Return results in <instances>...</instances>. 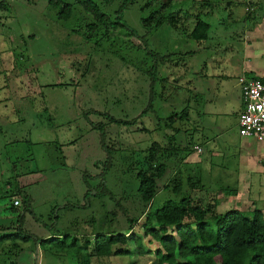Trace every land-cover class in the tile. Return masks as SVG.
<instances>
[{
	"label": "rangeland",
	"instance_id": "rangeland-1",
	"mask_svg": "<svg viewBox=\"0 0 264 264\" xmlns=\"http://www.w3.org/2000/svg\"><path fill=\"white\" fill-rule=\"evenodd\" d=\"M60 1L72 4L65 13ZM92 1L107 21L119 17L137 37L121 28L107 33L76 0H0V237L18 225L32 236L27 243L0 244V264H89L88 254L90 264H159V242L146 234L145 217H139L145 208L138 174L152 165L155 170L169 150L181 158L192 150L163 138L182 125V106L189 107L187 101L177 104L173 90L163 94L174 74L169 66L181 71L177 75L191 95L192 86L212 71L215 54L229 59L242 49L243 27L227 19L217 20L221 35L214 40L187 39L184 33L197 22L193 0ZM185 11H191L189 17ZM172 13L176 26L168 23ZM160 17L166 21L156 27ZM227 62L218 64L221 75L238 67L235 58ZM174 114L178 122L171 121ZM110 118L138 121L121 126ZM234 132L236 147L217 140L207 148L224 157L205 155L201 164H179L176 182L213 213L264 214V174L257 168L264 164L256 153L251 152L256 168L245 177L247 198L234 197L243 174L234 160L243 137ZM249 140L255 149L256 141ZM154 143L160 150L153 158L157 162L150 163ZM108 149L111 168L104 170ZM175 165L158 181L161 187ZM172 196L171 189L157 194L152 211ZM121 233H129L125 245L114 246L108 257L95 256L96 236Z\"/></svg>",
	"mask_w": 264,
	"mask_h": 264
},
{
	"label": "trees",
	"instance_id": "trees-1",
	"mask_svg": "<svg viewBox=\"0 0 264 264\" xmlns=\"http://www.w3.org/2000/svg\"><path fill=\"white\" fill-rule=\"evenodd\" d=\"M53 1L50 0V3H54ZM76 2L96 19L95 25H99L101 21L107 33L109 30L121 28L127 30L129 35L137 37L132 29L119 20V17L107 21V17L100 12L99 7L92 0H76ZM58 3L62 4V13L70 9L72 5L61 1ZM171 15L168 23L171 26H176L178 20L175 13ZM184 15H186V11ZM162 20L166 21L163 17L157 19L156 27L163 23ZM208 28L207 23L198 20L189 37L195 41L203 40L207 37ZM109 120L117 125L129 126L135 124L138 118L131 120L110 118ZM171 137L173 138L174 135ZM105 147L104 145L103 148ZM109 150H107L108 159L106 160L108 163L104 164V170L111 168ZM156 150H160L158 145L155 146L154 151ZM151 154L153 155L150 157V163L154 161L153 158L157 155L154 152ZM159 155L161 157L163 154ZM154 166L156 167L155 170L152 169V165V167H148L149 172H140L137 179L139 180L138 194L141 204L146 210L145 212L143 210L139 217H145L143 227L146 234L159 242L160 251H157L159 264H264V214L260 210L232 209L221 214L213 213L198 202L194 203L189 193L182 189V182H176L178 176L175 175L164 188V190H172V199H168L161 207L152 211V200L157 195L161 185L158 181L162 179L166 170L164 161L159 162L157 166L154 164ZM224 191L226 190L224 189ZM18 204L19 202L15 206ZM23 215L24 213H21L17 218L19 219ZM137 221L138 219L129 222L132 224L137 223ZM170 228L173 229L172 233H168ZM14 231L9 235L0 237V244L5 241L27 243L32 239V236L24 233L20 225ZM127 234L129 233L96 236L93 247L95 256H110L114 246L125 245L128 242L129 235ZM35 241L38 244L40 240L35 239ZM16 249L19 250L18 246ZM118 254L125 255L126 252L120 251ZM87 256L90 264V255ZM178 259H181L183 263H180Z\"/></svg>",
	"mask_w": 264,
	"mask_h": 264
},
{
	"label": "crops",
	"instance_id": "crops-1",
	"mask_svg": "<svg viewBox=\"0 0 264 264\" xmlns=\"http://www.w3.org/2000/svg\"><path fill=\"white\" fill-rule=\"evenodd\" d=\"M195 5L197 11L193 12V15L190 13L191 11H186L187 14L185 16L189 17L191 14L197 21L203 20L208 24L207 37L200 40V42L205 43L219 37L221 33L217 31L221 28L222 24L221 21L217 20L222 19L225 21V19H227L228 21H233V23L238 22L242 25V49L239 54L230 56L229 59H222L221 54H215V57L212 59V71L206 76H201L202 81H197L195 85L192 86L191 95H188V88L185 86V82L181 81L180 76L177 75L181 71L178 68H172V64H170L169 69H172L174 74L170 75L167 84L171 82L173 86L167 88L166 84V87L163 88V94L173 90L171 95H174L177 104L187 101L189 107L187 108V105L182 106V125L176 130H173L169 138L166 136L163 138H165L166 143L173 139V142H169V145H174L175 143V145L178 146L180 144L181 147L183 146L184 150L190 149L185 143L189 146L192 145V150H189L187 153L185 152L183 158L179 157L180 152L178 154L175 150L166 151L168 155L167 158L161 157L162 159L159 160V162L161 163L164 161L166 164L165 172L170 169L169 165L171 163H177V165L171 168V174L166 178L162 187L160 186L157 194L163 193L167 182L172 177H175V175H179L182 169V166L179 164L187 162L191 164H201L202 158L205 155H207V157L210 156V159L214 157H224L220 150H209L207 148H211L217 140L221 141L224 147H236V139H233L231 136V131L235 130L234 133L238 131L237 124L243 111L238 80L241 77L247 80L253 78L264 80V0L191 1V7H195ZM220 13H222V15H220ZM223 25L225 26L224 23ZM184 34L187 39H191L188 33L185 32ZM191 54H193V52ZM232 58L237 59V69L229 71V74L226 76L224 74L221 75V69L218 67L220 60L224 64L226 60L229 62ZM166 96H168V94ZM177 104L173 103L170 107L175 108ZM171 116H173L171 118L172 122L179 121V118H177L175 114ZM187 131H189L190 134H183ZM172 135L175 137L172 138ZM250 143L249 139L243 138V141L238 147L239 153L234 159L237 160L243 172L241 177L237 179L235 190H233L234 197L241 198V200L242 198H247L249 193V186L245 183V177L247 172H251L256 168L254 167V161H256L255 157L258 155L257 158H260V160H262L261 162L264 164V142H255V149L253 150H251ZM153 145L156 146L158 144L154 143ZM158 148L160 149V146H158ZM154 150L155 147L149 152L155 153ZM251 152L256 153V156L253 157L254 155H252ZM177 159H179V161H177ZM226 162L228 164L230 163L228 160ZM257 168H259V171H261L260 168H262L261 174L263 176L264 165H259L258 167L257 164ZM208 176L209 174H205L206 182L209 178ZM204 186H206V184H204ZM184 191L187 192L186 190ZM219 193H221L220 190L217 194L219 195Z\"/></svg>",
	"mask_w": 264,
	"mask_h": 264
},
{
	"label": "built area",
	"instance_id": "built-area-1",
	"mask_svg": "<svg viewBox=\"0 0 264 264\" xmlns=\"http://www.w3.org/2000/svg\"><path fill=\"white\" fill-rule=\"evenodd\" d=\"M240 98L243 105L238 120V132L244 139L264 142V80L239 78ZM18 202H15V205Z\"/></svg>",
	"mask_w": 264,
	"mask_h": 264
}]
</instances>
